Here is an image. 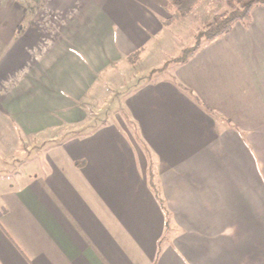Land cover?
<instances>
[{"label":"crops","instance_id":"1","mask_svg":"<svg viewBox=\"0 0 264 264\" xmlns=\"http://www.w3.org/2000/svg\"><path fill=\"white\" fill-rule=\"evenodd\" d=\"M166 18L0 0V264H264V5L99 120Z\"/></svg>","mask_w":264,"mask_h":264},{"label":"rangeland","instance_id":"2","mask_svg":"<svg viewBox=\"0 0 264 264\" xmlns=\"http://www.w3.org/2000/svg\"><path fill=\"white\" fill-rule=\"evenodd\" d=\"M161 2L163 4V0H161ZM229 12L230 10L226 6L224 0H201V2L188 14L179 18L176 22L166 25L165 32L148 46L144 52L138 56H136L137 54L131 55L126 67L122 68L118 65L113 69V72L115 73L113 78L116 80L118 79L119 82H124L128 79H133L134 77V83L122 88L124 90L119 92L120 94L118 95L114 94L115 92L113 90L115 85L113 83L106 85L109 89L108 92L106 90L103 95H109V101L100 102L99 100L94 103V106L102 105L105 110V112L98 115L99 120L102 121L106 118L108 119L112 112H114V106L112 103L114 95L118 98L125 94L124 91L148 82L147 78L150 74L152 75V73H154L151 76L152 79L157 78L158 76L168 75L172 70V67L176 64V60L184 54L185 50L193 47L197 43L196 41H199L200 44L205 42L202 37H198V39L197 36L207 29L211 18L213 16H224ZM46 30L50 29L46 28ZM46 39L50 40L51 38L48 37ZM47 40L46 43L48 42ZM160 69H163V71H159ZM111 81L112 80H110V82ZM98 116H93L92 128L97 125L95 122L98 120ZM112 116H114V114ZM112 116L110 118H112ZM84 130L87 131L89 128ZM47 136L48 134H45L42 138H46Z\"/></svg>","mask_w":264,"mask_h":264},{"label":"trees","instance_id":"3","mask_svg":"<svg viewBox=\"0 0 264 264\" xmlns=\"http://www.w3.org/2000/svg\"><path fill=\"white\" fill-rule=\"evenodd\" d=\"M226 6L230 12L224 16H213L205 31L200 33L197 38H203L205 42H211L217 38L224 36L235 23L245 24L249 20V14L251 9L256 5H264V0H224ZM201 0H163L162 8L167 13V18L163 22L164 25H169L188 14L195 6H197ZM198 38V39H199ZM197 39V40H198ZM184 51V54L176 60V64H183L190 59L196 51L200 48L199 41ZM158 71V70H156ZM159 71H163L160 69ZM154 73H152L153 75ZM151 74L147 80L151 79ZM193 100L200 104L194 95L188 93ZM157 195V193H156ZM162 209L164 210L163 203L160 202ZM165 212V210H164ZM167 215V214H166Z\"/></svg>","mask_w":264,"mask_h":264}]
</instances>
